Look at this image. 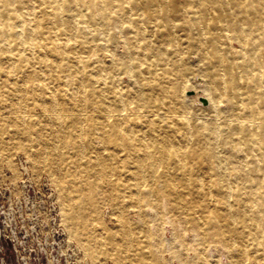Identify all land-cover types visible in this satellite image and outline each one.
Returning a JSON list of instances; mask_svg holds the SVG:
<instances>
[{
  "label": "bare ground",
  "instance_id": "1",
  "mask_svg": "<svg viewBox=\"0 0 264 264\" xmlns=\"http://www.w3.org/2000/svg\"><path fill=\"white\" fill-rule=\"evenodd\" d=\"M0 94L88 250L169 264L165 221L177 264H264V0H0Z\"/></svg>",
  "mask_w": 264,
  "mask_h": 264
},
{
  "label": "rangeland",
  "instance_id": "2",
  "mask_svg": "<svg viewBox=\"0 0 264 264\" xmlns=\"http://www.w3.org/2000/svg\"><path fill=\"white\" fill-rule=\"evenodd\" d=\"M192 89L186 92L188 96L195 94ZM1 93L4 95L5 89ZM2 95L0 96V100H2L1 109L6 113L14 107V103L6 100ZM24 105L29 106L28 110L37 114L41 112V108L37 105ZM46 123L49 124V122ZM7 128L12 130L13 126L7 124ZM20 139L19 135L6 136L5 139H0V264H139L137 261L132 263L128 258L133 253V247L128 246L130 250H127L129 249L127 246H123L124 249L121 248L123 252L121 256L127 257L122 258L120 262L115 261V253H119V251L115 248L112 249L113 247H109V249L107 247V250L98 247L91 250L87 249L89 248L86 247L88 244L87 236L79 237L78 231L74 230L65 218L62 199L56 184V181L64 173L61 163L53 156L50 149L43 156L41 164L35 163L34 158L26 150L15 145ZM52 143L54 146H58L60 150L66 151V148L60 145L58 138H53ZM35 144L38 145L37 142ZM126 204L129 205V202L127 201ZM167 211V209H163L165 218L168 215ZM100 217L101 222L109 227H115L118 223L111 207H104ZM132 217L138 221L137 216L133 215ZM138 218L140 219L139 216ZM160 224L165 228L161 227L163 229L161 235L170 244L165 240L166 244L160 247L166 248L164 251L156 248L158 241H155V236L153 235L151 238L153 239L152 245L156 243L153 247L154 250L159 249L158 253L161 252L164 255L159 254L164 260L167 257L165 261L169 260L171 262L167 261L169 264H177V259L172 257L176 250L193 255L191 251L197 244V242L195 244L196 240L191 239L194 245L191 246L192 243H189L190 238H188L189 241L187 240L186 245H184L185 243L175 239L177 238L176 234L183 232V230L175 229L176 231L173 233L171 226L166 225L165 221H160ZM143 232L142 234L148 238L147 230ZM172 235H175V240ZM146 240L149 241L150 239ZM180 244L183 245L180 246ZM167 245H169L168 248ZM191 247L193 249H190ZM183 248L184 250H182ZM124 250L132 253L128 254ZM114 251L115 253H113ZM212 254L221 259L222 264H227L228 255L225 256L222 252L220 254L219 251Z\"/></svg>",
  "mask_w": 264,
  "mask_h": 264
},
{
  "label": "water",
  "instance_id": "3",
  "mask_svg": "<svg viewBox=\"0 0 264 264\" xmlns=\"http://www.w3.org/2000/svg\"><path fill=\"white\" fill-rule=\"evenodd\" d=\"M201 101L204 103V104H207V100L205 98H201Z\"/></svg>",
  "mask_w": 264,
  "mask_h": 264
}]
</instances>
